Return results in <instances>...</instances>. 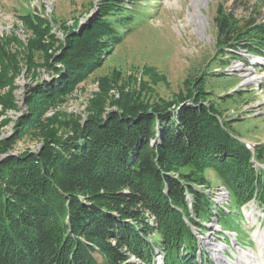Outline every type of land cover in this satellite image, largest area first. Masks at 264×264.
Wrapping results in <instances>:
<instances>
[{
  "label": "trees",
  "instance_id": "obj_1",
  "mask_svg": "<svg viewBox=\"0 0 264 264\" xmlns=\"http://www.w3.org/2000/svg\"><path fill=\"white\" fill-rule=\"evenodd\" d=\"M119 2L122 14L125 1ZM115 5L106 0L91 28L67 40L60 59L68 61L66 70L33 89L43 104L66 100L110 43L121 42L119 24L108 18ZM219 16L222 52L264 54V22L252 18L238 27L230 14ZM24 18L43 34L49 27L39 14ZM88 32L94 37L85 39ZM173 101L136 109L119 100L120 110L106 113L94 105L83 122L69 125L67 137L51 130L38 153L0 158V264H135L133 255L154 264L157 249L164 264H214L206 251L197 259L192 226L205 230L202 211L211 217L198 185L207 184L204 172L213 168L241 205L255 198L264 207V169L253 162L264 163V146L237 140L200 93ZM42 107L18 118L14 135L0 139V153L49 126Z\"/></svg>",
  "mask_w": 264,
  "mask_h": 264
},
{
  "label": "rangeland",
  "instance_id": "obj_2",
  "mask_svg": "<svg viewBox=\"0 0 264 264\" xmlns=\"http://www.w3.org/2000/svg\"><path fill=\"white\" fill-rule=\"evenodd\" d=\"M105 1L0 0V139H10L18 118L35 105L42 107L44 98L33 94L34 87L56 76V70H66L68 61L60 59L67 40L91 28ZM112 1L117 10L108 18L119 24L121 42L110 43L115 46L104 51L101 64L73 87L66 100L44 103L46 108L39 112L49 126L17 138L12 149L0 153L1 159L27 151L38 153L45 132L52 130L53 135L67 137L69 125L76 120L83 122L94 105L104 113L120 110L119 100L132 105L131 108L151 109L164 100L174 104L173 100L190 98L196 93L201 94V101L214 105L225 129L237 140L264 146V66L258 63L251 73L235 70L231 75L225 74L239 55L222 52L216 23L221 12L233 16L238 27L252 18L264 22V0H206L200 8L205 26L191 21L196 13L193 0ZM119 1H125L122 14L118 13ZM29 13L50 20L44 34L24 18ZM120 20L127 24H120ZM92 34L88 32L85 39L93 38ZM204 176L207 188L225 184L213 168L207 169ZM227 187L230 212L217 206L219 224L223 230L236 232L239 244L253 249H231L227 237L225 244L229 247L216 252L203 242L197 259H201L200 252L206 251L215 264H264V209L250 211L247 219L233 189ZM212 206L211 201L208 207ZM201 218L206 224L209 211H202ZM259 223L262 228L253 232L262 234L255 235L257 241L249 228L254 229ZM130 261L145 264L134 255Z\"/></svg>",
  "mask_w": 264,
  "mask_h": 264
},
{
  "label": "built area",
  "instance_id": "obj_3",
  "mask_svg": "<svg viewBox=\"0 0 264 264\" xmlns=\"http://www.w3.org/2000/svg\"><path fill=\"white\" fill-rule=\"evenodd\" d=\"M237 59L231 62V66L229 67V72L225 74L231 75L235 70H246L251 73L252 69L255 65L263 64L264 65V54H252L246 52L244 49H239L235 51ZM258 88H262L261 86ZM200 188H204L205 192L211 197V199L215 202V204L224 207L225 204L229 201V191L224 186H218L214 189L206 188L204 185H200ZM214 214H216L214 212ZM216 216L213 215V221L210 223L211 228L205 237L206 244H209V249H217L216 243L219 242L220 239L223 242H220L218 248H223L225 246L224 237L219 236L220 226L215 222Z\"/></svg>",
  "mask_w": 264,
  "mask_h": 264
},
{
  "label": "bare ground",
  "instance_id": "obj_4",
  "mask_svg": "<svg viewBox=\"0 0 264 264\" xmlns=\"http://www.w3.org/2000/svg\"><path fill=\"white\" fill-rule=\"evenodd\" d=\"M205 1L206 0H193V5L195 6V12L198 14V17H196V13H195V15L193 14L192 15V17H191V21H195L196 23H200L202 26H205V24H206V19H205V17L204 16H202V14H201V11H200V8L202 7V5L205 3ZM198 30H200L199 28H198ZM255 235L257 236V235H259L258 233H255ZM262 236V234H260L259 235V237H261ZM259 237H258V239H259ZM260 241V240H259ZM214 250H216V249H214ZM219 249H217V251H218ZM221 250V249H220ZM219 250V251H220ZM218 255H219V253H218ZM244 255H246V254H244ZM240 260V259H239ZM241 262H239V261H237V262H234V264H240Z\"/></svg>",
  "mask_w": 264,
  "mask_h": 264
}]
</instances>
